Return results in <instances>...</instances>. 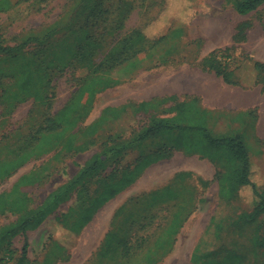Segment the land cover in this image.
<instances>
[{
    "label": "rangeland",
    "instance_id": "rangeland-1",
    "mask_svg": "<svg viewBox=\"0 0 264 264\" xmlns=\"http://www.w3.org/2000/svg\"><path fill=\"white\" fill-rule=\"evenodd\" d=\"M98 1L103 2L105 13L86 27L85 20ZM11 2V7L0 11L1 46L18 47L25 52L34 51V54L44 59L53 57L55 52H67L65 50L69 46H75L82 47L85 56L74 59L75 64L64 71L50 73L53 81L52 98L40 104L33 98L25 102L15 99L11 76L17 62L10 60L6 54H0V163H8L25 151L32 150L35 141L24 143L18 137L13 141L10 135L25 132L33 136L40 134V130L47 125V119L55 117L69 104L79 89L78 82L82 77L91 71H103L109 73L113 81H119L118 85L96 95L92 106L83 104L70 115L71 120L81 122L77 128H69L64 123L57 131L60 134H52V138L48 137L43 143L41 150L31 153L30 166L37 171L42 168L45 177L42 187L32 185L30 189L34 201H39L40 195L49 192L55 183L71 179L91 154L106 147L120 145L124 148L122 150L125 155L118 156L116 163L129 165L143 157L142 151L146 153L160 145L170 147L173 143L171 138L175 134L172 132L156 133L144 142L135 143L146 133L151 120L172 117L175 115L176 104L192 101L190 95L184 92L173 94L176 87L154 89L155 85L161 84L162 80L170 79L175 83L178 79L188 78L182 86L189 87V84L195 82L196 75L200 76L202 71L215 74V68L227 72L236 70L238 86L254 94L255 103L246 113L235 107L213 112L217 115L213 119L219 121L212 125L211 112L204 110L200 101L197 107L207 114L209 128L214 135L239 137L244 141L250 161L259 167L256 179L264 183V5L243 16L236 12L233 0H197L192 10L186 13V23H181L171 21L178 14L177 9L181 4L179 0H167V4L171 5L169 8H172L168 9L171 18L162 21L157 18L163 0ZM142 30L147 37L144 39L142 35L137 36L134 42L144 49L133 58L134 61L112 68L108 63L111 55L121 52V47H115L126 36ZM163 35H167L170 40L158 43ZM89 37L92 39L89 40ZM217 51L222 52L217 54ZM213 54L217 57L211 61L209 58ZM205 58L209 62L203 64ZM90 60L95 63L93 66ZM256 64L263 67L256 69ZM151 88L154 90L145 91ZM171 96H175L176 100L165 101ZM151 99L154 102L152 106L138 110L142 101ZM105 108L114 110L108 109V119L99 121ZM197 120H206V117L198 113ZM53 149L59 151L57 159L48 155ZM228 169L232 167L223 168L222 171ZM17 216L5 215L0 223H13ZM72 217L69 214L64 221L53 218L40 232L30 235V257L36 259L35 263L40 258L39 254H44L51 242L63 233L65 237L59 240L60 250L62 245L76 244L87 214L73 225ZM239 237L242 242H246L248 233ZM24 243L25 237L22 236L16 239L14 246L1 248L0 264H18ZM203 245L206 250L220 246L210 239H206ZM244 264L254 263L248 259Z\"/></svg>",
    "mask_w": 264,
    "mask_h": 264
},
{
    "label": "crops",
    "instance_id": "crops-1",
    "mask_svg": "<svg viewBox=\"0 0 264 264\" xmlns=\"http://www.w3.org/2000/svg\"><path fill=\"white\" fill-rule=\"evenodd\" d=\"M202 73L196 75L195 82L189 87L182 86L188 78L178 79L175 83L167 79L162 80L163 83L160 81L154 89L176 87L173 94L184 92L192 99L197 98L202 108L211 112V125L219 121L213 119L217 116L213 112L235 107L246 113L252 108L254 94L227 84L216 73ZM10 137L13 141L18 137L26 143L33 135L25 132ZM39 137L45 141L52 138L51 135ZM58 153L53 149L48 155L57 159ZM97 153L91 154L71 179L55 183L49 192L40 195L39 201L33 200L30 189L32 185L42 187L45 177L42 168L37 171L30 166L29 155V161L25 160L21 167L15 168L5 179L6 184H0V198L6 197L8 203L7 211L0 214V222L10 214L18 215L16 222L27 210L39 208L75 179ZM136 166L127 163L105 165L97 176L88 177L78 185L65 201L61 198L60 205L38 229L18 235L12 246L17 238L25 237L31 264H193V254L220 206L217 173L221 164L199 154L174 150L170 158L148 166L138 175H134ZM15 198L24 201L26 210L17 211L10 206ZM69 214L73 216L72 225L87 214L76 244L62 245L60 250L59 240L65 237L63 233L51 242L44 254H39L35 263L36 259L30 257V235L40 232L53 218L61 221ZM0 226L4 224L0 223Z\"/></svg>",
    "mask_w": 264,
    "mask_h": 264
},
{
    "label": "trees",
    "instance_id": "trees-1",
    "mask_svg": "<svg viewBox=\"0 0 264 264\" xmlns=\"http://www.w3.org/2000/svg\"><path fill=\"white\" fill-rule=\"evenodd\" d=\"M12 0H0V11L11 7ZM181 2L177 15L171 21L186 23L187 11L192 10V5L197 0H179ZM235 10L240 15H248L264 5V0H233ZM169 6L167 0H163L161 12L157 20H168L171 18L168 14ZM173 7V6H172ZM174 12V11H173ZM105 11L103 2L98 1L90 10L84 25L88 27L92 20H99ZM147 25L146 27L150 26ZM147 37L144 30L134 31L133 34L123 38L115 47H121V52L112 54L108 61L112 68L118 67L134 61L143 49V46L135 44L137 36ZM92 39L89 37V40ZM170 39L163 35L157 41L166 43ZM153 48V46H152ZM226 49L225 51H228ZM65 51L55 52L51 58H40L34 51H22L18 47L4 48L0 45V54H6L10 60L17 62L14 74L11 76L13 86L15 87L14 96L18 102H25L33 98L35 102L45 104L52 98L53 90L52 72L64 71L75 64L74 59L79 56L84 57L85 52L82 47L69 46ZM175 51V49H174ZM222 51H217L220 53ZM209 57V56H208ZM217 57V56H215ZM214 54L209 60L216 59ZM133 59V60H132ZM204 59L203 64L209 62ZM92 66L95 64L90 60ZM258 67H263L256 64ZM215 73L222 77L230 85L238 86V75L236 70L231 72L215 68ZM223 71V72H222ZM0 72L2 70L0 69ZM79 89L73 98L55 117L47 119V125L40 134L34 135L30 141L36 144L29 151L18 156L11 162L0 163V182L4 181L20 164L29 161L31 153L41 150L45 139L39 135H58L57 132L65 123L69 128H77L81 122L70 119V115L81 105L85 104L90 107L93 105L94 98L100 92L112 88L119 84V81H113L109 73L91 71L79 82ZM6 93V92H3ZM176 97L171 96L165 101H175ZM197 98L191 102H180L174 106L175 115L172 117H157L151 120L146 133L141 136L135 143L144 142L147 138L160 132H172V145H160L157 149L141 153V159L135 163L136 170L134 175L140 174L148 166L161 160L168 159L174 150H183L189 154H199L215 163L221 164V169L217 173L219 181V199L221 211H217L212 217L211 222L206 230L205 237L201 239L199 246L193 254V264H244L248 259H252L254 264H264V183L257 180L259 167L250 161V155L244 141L239 137L216 136L209 128L207 114L197 107ZM153 100L142 102L138 110H146L153 105ZM106 108L101 114L100 120L108 119ZM198 113L206 117V120H197ZM204 113V114H203ZM205 115V116H204ZM71 120V121H70ZM75 120V119H74ZM84 120V119H83ZM91 127V126H90ZM46 138V137H45ZM119 145V144H116ZM124 148L121 146H110L97 153L90 162L80 171V173L69 182L65 187L55 192L52 197L36 210H27L20 219L9 225L0 226V249L10 248L13 240L20 234H26L28 231L38 229L49 215L60 205V201L66 200L70 194L77 189L78 185L87 180L88 177H94L99 174V170L107 164H115L116 158L125 155ZM138 149V148H136ZM129 165V164H128ZM232 167L226 171L223 168ZM67 196V197H66ZM62 198V199H61ZM10 206L17 211L25 209L24 201L21 198H15ZM8 209L6 197L0 198V214ZM68 216H65L62 221ZM248 233L246 242H242L239 235ZM206 239L214 240L220 246L206 250L203 243ZM27 240V239H26ZM225 242V243H224ZM28 241L25 242L22 250V257L18 264H31L28 259Z\"/></svg>",
    "mask_w": 264,
    "mask_h": 264
},
{
    "label": "bare ground",
    "instance_id": "bare-ground-1",
    "mask_svg": "<svg viewBox=\"0 0 264 264\" xmlns=\"http://www.w3.org/2000/svg\"><path fill=\"white\" fill-rule=\"evenodd\" d=\"M218 29V28H217ZM224 30V29H223ZM222 31V30H221ZM225 31V30H224ZM221 36H222V34H221ZM205 44V43H204ZM146 88V87H145ZM147 89V88H146ZM138 91V90H137ZM144 91V90H143ZM145 91H148V92H150L151 90H145ZM134 92V91H133ZM139 92V91H138ZM137 92V93H138ZM144 95V94H143ZM160 170V169H159ZM158 171V170H157ZM84 241H85V239H84ZM86 245V244H85ZM84 246V245H83ZM85 251V250H84ZM80 253V252H79ZM78 255V254H77ZM79 259V258H78ZM73 263H75V262H73Z\"/></svg>",
    "mask_w": 264,
    "mask_h": 264
}]
</instances>
